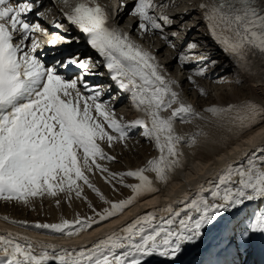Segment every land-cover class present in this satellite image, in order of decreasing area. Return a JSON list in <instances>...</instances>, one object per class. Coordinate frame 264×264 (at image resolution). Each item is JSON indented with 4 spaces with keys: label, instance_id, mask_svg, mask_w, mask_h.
<instances>
[{
    "label": "snow or ice",
    "instance_id": "obj_1",
    "mask_svg": "<svg viewBox=\"0 0 264 264\" xmlns=\"http://www.w3.org/2000/svg\"><path fill=\"white\" fill-rule=\"evenodd\" d=\"M52 3L101 59L94 65L91 56L81 58L79 52L58 47L80 40V36L69 39L62 35L68 29L61 22H54L53 38L48 42L51 60L40 59L37 33L48 29L29 16L45 17V11H36L41 0H0V201L35 210V201L48 198L59 206L62 196L71 200L74 194L87 200L83 195L87 186L108 207L97 211L88 201L93 215L51 224L29 225L3 217L13 225L74 239L106 226L142 198L154 199L161 193L157 184L167 188L176 183L177 173L188 168L183 147H197L208 133L200 130L184 136L177 132L178 122L190 124L204 117L181 99L175 90L178 83L169 78L151 51L129 33L110 26L108 12L99 0ZM124 6L121 4V9ZM167 7L155 0H135L129 16L138 20L142 33L159 34L174 48L165 27L175 21L163 12L155 14ZM198 7L214 43L241 73L251 71L249 57L264 60V0H204ZM198 46L188 43L177 62L189 64L192 50ZM218 63L207 60L188 77L200 95L207 93L193 77H205L208 67ZM101 64L118 91L129 94L132 107L142 113L140 118L122 122L112 107L116 98L102 100V86L88 82V76L105 74L90 71ZM169 111L170 115H164ZM205 111L217 120L227 117L236 138L264 124V106L251 102L239 108L213 106ZM137 130L158 155L137 170L111 172L101 161L112 163L116 157L102 145L112 148L122 143L127 147L130 134ZM257 137L264 139V134L257 133L249 142ZM96 172L106 183L118 180L132 195L118 202L108 200L90 179ZM126 177L137 183L125 184ZM261 202L264 144L228 162L212 180L198 183L194 192H183L171 203L136 216L90 245L58 247L18 233L0 232V264H146L150 258L162 264H183L191 247L203 244L209 234H214L217 257L210 264H246L245 257L257 245L264 249Z\"/></svg>",
    "mask_w": 264,
    "mask_h": 264
},
{
    "label": "bare ground",
    "instance_id": "obj_2",
    "mask_svg": "<svg viewBox=\"0 0 264 264\" xmlns=\"http://www.w3.org/2000/svg\"><path fill=\"white\" fill-rule=\"evenodd\" d=\"M164 1H166V3H163ZM203 2H204V0H155V3L158 5H165V4L168 5L167 8H161V9H158L157 11L163 12L164 15L169 16L170 18H172L175 21V23L172 24L171 26L165 27V31L169 34V40H171L175 44L174 48L171 47L165 40H163L159 34H158L159 35L158 37L149 36V35L145 36L144 33L139 32L138 28H137L138 20L135 17H132V21H133L132 33L134 35H137V36L142 35L144 37L145 41L149 42V45L146 42H144V39H143V42L145 44H147L149 47H151L154 51L158 49V56L160 58H162V61L160 63L166 69V73L169 76V78L172 80H176V82L179 85V87H177L175 90L181 93V99L185 103H188V104L192 103L191 104L192 106L194 105L193 104L194 102L187 101L185 99V97L189 96V95H187L189 93L188 92L189 86H191L192 89H195V90H198V89L193 87L188 82V77L190 76V74L193 75V72L197 67H200V66H203L204 64H207V60H218L219 61V63L216 64L215 66L208 67V70H207L205 77H198V76L193 77L194 79H196L197 84L201 88H203L202 85L204 86L205 82H206V84H207V82H209L210 86H213V88L215 87V90L211 91V95L207 98L208 103L205 102V104H201L202 102L199 101V103L201 105L200 107H202V108H199L200 110H196L198 113L203 111V107H207L205 105H208L209 107H211L210 102L216 103L217 101H219V102L221 101L223 103L225 100L231 99L234 96H244V97H241L242 100H240V103H238L236 106L234 105V107L239 108L241 105L248 102L247 98L250 97V94H252L253 92H256V94L262 100V104H260V103H257V104L264 106V60H261L260 58L255 57V56L249 57L251 71L247 72V73H241L239 71V69L236 67L234 61H232V59L227 54H225L221 50V48L217 46L216 43H214V41L210 35V30L207 26V23H206V21H204V18L201 15V13H199V11H198V9H199L198 6ZM42 11H45V13H46L45 17H43L44 23H45V20L48 16H49L48 18H50V16H52V18L59 16V13L56 10H53L51 8L49 2L45 4ZM124 15H125V18H128L129 17L128 11L124 12ZM50 21H51V19H49V20L47 19V25H46L47 27H49L48 24L50 23ZM58 22L65 24L66 28L71 26L68 24V22L65 20V18H61ZM120 24L124 25L125 19H121ZM42 25L45 27L44 24H42ZM123 27L128 28L127 26H123ZM172 32H176V33H178V35L176 37H173V36H171ZM62 34L66 35V32H64ZM197 36H201V37L198 38ZM73 41H75V40H73ZM188 43H196L197 45H199L197 48L192 50V53L194 54L193 60L187 65H181L180 63L177 64L176 58L178 57V55L182 51H185L186 45ZM167 46H169L168 49H167ZM209 53L211 55L207 56V54H209ZM82 54H84V53H82ZM205 57H207V58H205ZM190 70H192V72H189ZM176 71H179V73H178L179 75L176 73L175 76H172L173 72H176ZM228 77L232 78V80L235 83L234 86H236V88H237L236 93L234 92V94H233V90H232V92H230V91L227 92V89H226L224 92L223 91L224 88L221 89L223 87L222 86L223 84L221 81H219V79L220 78L224 79V78H228ZM182 80H183V82H182ZM107 83L110 84V80H107ZM186 83L188 84V86H186ZM241 83L244 84L242 89L239 88V87H241V85H239ZM247 85H249V86L247 87ZM113 88L114 87H112L108 91V96L103 95L102 98L106 99L105 101L110 100L112 97L116 98L115 100L112 101V104H113L112 107L114 108V110L116 112L117 118L118 119L122 118V120H124L125 117H130V115H133L132 119L130 121H133L135 119L140 118L142 116V113L134 110V108L132 107L130 98L125 100L124 102L118 101L117 100L118 97L123 96L125 93L119 92L118 89H116L115 91H112ZM107 89L108 88L103 89V91H105ZM213 92H214L215 96H213V94H212ZM104 94H105V92H104ZM236 94H238V95H236ZM198 95L200 96L199 91H198ZM198 100H199V98H198ZM212 103H211V105L214 104V103L213 104ZM136 113H139L140 115H138ZM203 114H205V112H202L201 115H203ZM164 115H166V116L170 115V111L168 113H165ZM214 118H210V119H214ZM208 125H210V124H208ZM177 127L178 126H176V130H178ZM181 127H184V126L182 125ZM191 129H189V130H191ZM225 129H227V128H225ZM187 132H190V131H187ZM184 133H185V131H184ZM231 133L232 134H229V135L230 136L232 135V140H234V141H232V140L230 141V142H232V144L228 147L227 150L221 151L220 150L221 148L218 147L216 145V143H215V145L218 148H220L219 149L220 152L218 154L211 152V150L210 151L208 150L209 152H207V151L204 152V150H201V152L199 153L200 158H201L202 153L206 154V152H207L208 154H206L207 156L202 157L201 161H198L197 163L193 162V163L189 164V166H190V168H189L190 176L189 177H186V175H185V179L180 178L179 180H177L176 183L171 184V186L168 190L166 188L161 189V193L158 196H156L154 199L153 198H147V197L142 198L134 207H132L130 210H127L119 218H114L112 222H110V223L106 222V226H104V227L98 226V227H96L95 231L90 230L89 232L83 234L79 238L66 239V238L60 237L57 234H50V233H46V232H43L42 230H37V229H34V231H32L33 228H30V227H22L21 226L19 228V227H16L14 225L12 226V225L5 224L2 221H0V232L18 233L20 235L30 237L33 241H39V242H43L45 244H54V245H57L58 247L71 248L74 246H82L85 244L90 245L92 242L96 241L98 238L103 237L106 233H109L113 230L119 229L123 225L131 222L136 216L143 214L145 212L151 211L155 207H159V206H162L164 204L171 203L173 200L178 198L183 192H189V193L194 192L196 190V186L198 183L203 182V181H207V180H212L214 178V173H216L220 169H222L228 162L237 161V160L243 158L244 153L246 151L250 153L254 148L260 146L261 144H264V139H261L260 137H257L255 142H252V143L249 142L252 137L257 136V133L264 134V125H261L260 127H258L254 131H250V132H247V133L241 135L239 138H236V136L233 134L232 131H231ZM139 136H137L135 138L136 140L134 139L135 142H133L134 144H132V149L134 151H135L134 146L137 143H139L143 140H146L144 137H142V136L139 137ZM227 138H228V136H227ZM208 141H209V139L205 138V142H203V143L208 144ZM223 142H225V141H223ZM130 144H128V145H130ZM217 144H218V142H217ZM149 145L152 146V148L149 149L148 147H144L145 149H143V151H142L143 155H140L137 152H135V155L138 158L144 157L145 162H148L149 159H152L153 157L158 155L156 150L153 151V147H154L153 144L150 143ZM210 145H212V143ZM228 145L229 144L227 143V146ZM102 146H104V148H106V150L107 149L108 150L113 149V148L107 147L106 145H102ZM206 146L208 147V145H206ZM116 147H118V146H116ZM217 147L216 148L212 147V148L215 150V149H217ZM195 149H196V147H195ZM206 149H208V148H206ZM131 152H133V151H131ZM208 158H209V160H207ZM189 159L190 158H188V160ZM194 161H195V159H194ZM144 165H146V163ZM159 188H161V186ZM261 205H264V202H261ZM23 219H25V218H23ZM35 223H42V222H39L38 220H32V221L28 222L29 225L35 224ZM45 223H54V222L53 221L52 222L47 221ZM213 235L214 234H209L208 239L203 244H201L200 246L191 247L190 251L184 257L183 264H202V259L208 257L207 253H209L208 251L214 243V241L212 239ZM146 264H162V262L157 260L156 258H150V260L148 262H146Z\"/></svg>",
    "mask_w": 264,
    "mask_h": 264
},
{
    "label": "rangeland",
    "instance_id": "obj_3",
    "mask_svg": "<svg viewBox=\"0 0 264 264\" xmlns=\"http://www.w3.org/2000/svg\"><path fill=\"white\" fill-rule=\"evenodd\" d=\"M163 3H166V1H164ZM197 37L200 38L201 36H197ZM144 42H146L149 45V42L145 41V39H144ZM176 63L178 64V62H176ZM189 72H192V70H190ZM176 73L178 74L179 71L173 72L172 76H175ZM190 76H192V75L190 74ZM229 78L230 77L224 78V79H222V78L219 79V81H221L222 84H223L222 85L223 87L221 86L222 87L221 89L224 88L223 89L224 92H225L226 89H227V92H229V91L232 92V90H233V94H234V92L236 93L237 88H236V86H234L235 83L232 80V78H230V79ZM182 82H183V80H182ZM239 85H241V87L238 86L241 89L244 86V84H242V83L239 84ZM186 86H188L187 83H186ZM248 86L249 85H247V87ZM202 87L205 90V92L207 93V95H200L199 96L198 95V90L192 89V87L189 86V90H188L189 93L187 94L189 96L185 97V99L187 101L194 102L193 106H194V108L196 110H200L199 108H202V107H200L201 105H200L199 101L202 102L201 104H205V102L208 103L207 98L211 95V91L215 90V87L213 88V86H210L209 82H207V84L205 82L204 86L202 85ZM212 94H213V96H215L214 92ZM236 95H238V94H236ZM241 97H244V96H234L231 99L225 100L223 103L221 101L219 102V101L216 100L217 102L216 103L213 102L214 104L212 102H210V106L211 107L215 106V107H220V108H227L228 106H232L233 105V107H234V105L236 106L238 103H240V100H242ZM250 97L247 98L248 102L256 103V104L257 103L262 104V100L256 94V92H253L252 94H250ZM198 98H199V100H198ZM211 103L213 105H211ZM205 106H207V107H203V111L200 112V114H202V112H205V114L202 115L204 117L203 120H200V119L193 120L192 123H190V124H182V123H179V122L176 124V126H178L177 127L178 133L181 134V135H184V136L192 135V134H194V133H196L197 131H200V130H203L204 132L208 133V137L207 138L210 141V142L208 141V144L203 143V142H205V138L201 137L200 141H199V144L196 147V149L195 148H191V149L188 148L189 149L188 150L187 147H183V151L185 152L186 157L190 158L189 160L187 158L188 166H189V164H191L193 162L197 163L198 161H201L202 157L207 156L206 154H208L207 152H209L210 150H211V152H213L215 154H218L220 152V150L221 151L222 150H227L228 147L232 144V142H230L232 140V135L230 136L229 134H232V133L230 131V125L228 124V118L225 117V119L222 120V121L221 120H217L216 118L211 116L210 113L205 111V109H207L209 107L208 105H205ZM236 108H238V107H236ZM233 115H234V113H233ZM132 116L133 115H130V117H125L124 119L131 120ZM206 117L207 118L209 117V118L207 119ZM210 118H214V119H210ZM181 124L184 127H181L182 126ZM208 124H210V125H208ZM261 125H264V124H261ZM261 125L256 126L252 131L256 130ZM225 128H227V129H225ZM189 129H191V130H189ZM184 131H185V133H184ZM187 131H190V132H187ZM138 133L139 132L135 133L134 136H130L131 138L127 141V145L131 143L130 144L131 146L128 145L127 147H124V145L122 143H120V144H116L114 147H112L113 148L112 150H110V149L106 150V148H104L105 152L108 153L109 155H112V156L116 157V160L114 162H112V163H108L106 161H101V163L104 164L106 167H108L111 172H115V173L126 172V171H129L130 169L131 170H137L138 168L144 167L145 166L144 164L145 163L147 164V162H145V158L144 157L143 158L142 157L138 158L135 155V152H137L140 155H143L142 151H143V149H145L144 147H148L149 149H151L152 146L149 145L150 143L147 140H143V141L137 143L135 146L133 145L134 148H135V151H134L132 149V144H134L133 142H135L134 139L137 136L140 135ZM227 136H228V138H227ZM224 138L225 139L227 138V139L225 140ZM223 141H225V142H223ZM232 141H234V140H232ZM217 142H218V144H217ZM226 142L229 144L228 146H227ZM211 143H212V145H210ZM215 143L221 149L218 148L215 145ZM206 145H208V147ZM116 146H118V147H116ZM212 147L213 148L217 147L218 150L215 149L217 152ZM206 148H208V149H206ZM201 150H204V152L205 151H207V152H206V154L202 153L201 158H200L199 153L201 152ZM131 151H133V152H131ZM153 151H155L154 147H153ZM192 153H196V155L192 156ZM194 159H195V161H194ZM207 160H209V158ZM189 168H190V166L187 168L188 170L186 172L182 171V172H178L177 173L178 175L176 176V178H177L176 182L180 178L181 179H185V175H186V177L190 176ZM104 175H107V174H104ZM149 175H151V174H149ZM90 179H91L92 183L100 190V192L103 193V195L108 200H110L112 202H118L120 200L127 199V198H129L132 195L131 189L123 187L118 182V180H113L111 184L110 183H106L104 178H103V175H101L99 172H96L95 175H90ZM124 183L125 184H134V183H137V181L132 179V178H127L126 177L125 180H124ZM156 186L157 187L161 186V189H164V187L162 185L157 184ZM170 186L171 185H169L166 189L168 190L170 188ZM83 195L87 197V200L76 198L74 194H73V197H72L71 200H69L68 198L62 196L60 198L59 206H57L55 201L52 200V199L45 198L43 201L37 200L34 203V209L35 210H33V207H25V206H22V205H19V204H15V203H6V202L0 201V214L1 215H5L7 217L9 216V218H12L13 220L15 219L17 221L19 219H20L19 221H25V220H29L30 219V221L38 220L39 222H42V223H45L47 221L48 222H52L53 221L54 223H59V222H61L64 219H67V220L71 221V220H74L75 218H77V216L86 217V216L93 215L92 210L88 207V201H90L92 203V205L97 209V211H102L103 208L108 207V205H104L100 201L99 197L96 196V194L93 193L91 191V189L87 188V186H85V188H84ZM23 218H25V219H23ZM0 220L3 221L2 219H0ZM49 224H51V223H49Z\"/></svg>",
    "mask_w": 264,
    "mask_h": 264
}]
</instances>
